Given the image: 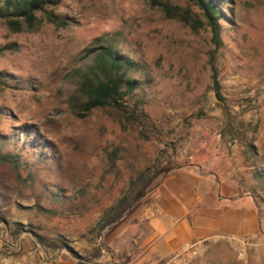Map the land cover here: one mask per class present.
<instances>
[{"label":"rangeland","instance_id":"rangeland-1","mask_svg":"<svg viewBox=\"0 0 264 264\" xmlns=\"http://www.w3.org/2000/svg\"><path fill=\"white\" fill-rule=\"evenodd\" d=\"M215 2L217 48L192 0H60L65 24L37 14L31 30L0 18V157L14 156L0 159L1 257L45 249L36 234L60 246L49 251L102 259L121 199L136 205L182 164L228 163L254 198L258 233L210 240L177 264H264V0ZM102 46L133 60L137 86L119 107L86 111L77 89Z\"/></svg>","mask_w":264,"mask_h":264},{"label":"crops","instance_id":"crops-1","mask_svg":"<svg viewBox=\"0 0 264 264\" xmlns=\"http://www.w3.org/2000/svg\"><path fill=\"white\" fill-rule=\"evenodd\" d=\"M228 163L182 164L170 169L104 234V258L78 260L64 248L14 249L8 264H162L184 245L241 239L259 230L254 198Z\"/></svg>","mask_w":264,"mask_h":264},{"label":"trees","instance_id":"trees-1","mask_svg":"<svg viewBox=\"0 0 264 264\" xmlns=\"http://www.w3.org/2000/svg\"><path fill=\"white\" fill-rule=\"evenodd\" d=\"M60 0H0V18L5 19L7 24H15L18 27L24 26L25 29L31 30L36 28L43 20L57 26H62L65 21L54 13L52 7ZM204 17L205 23L209 27L210 40L214 48L219 46V34L217 20L223 17V14L215 0H192ZM163 6H165L163 4ZM37 14H40L38 16ZM133 60L129 59L122 53L116 52L108 46H102L95 50L91 71L84 74L79 83L77 91L84 96V109L87 111L91 108L103 106L111 102L114 106H121V96L130 93L136 86V79L130 77L127 72L132 71L134 67ZM211 69V86L214 96L217 100L221 99L220 85L216 76V70L213 64ZM14 157V156H13ZM12 155L3 154L0 159L12 161ZM11 159V160H10ZM178 167V166H177ZM144 173H140L134 181H142ZM146 184V179H144ZM136 197L130 199L124 198L117 203L115 212L105 221L104 224H110L117 221L136 203ZM16 231V229L14 230ZM35 240L49 250L59 248L58 245L45 242L41 237L34 234ZM65 250L78 260H82L74 250L64 246Z\"/></svg>","mask_w":264,"mask_h":264},{"label":"built area","instance_id":"built-area-1","mask_svg":"<svg viewBox=\"0 0 264 264\" xmlns=\"http://www.w3.org/2000/svg\"><path fill=\"white\" fill-rule=\"evenodd\" d=\"M194 248H191L189 245H184L180 249L176 250L167 260L162 264H177L180 261H183L189 252H192Z\"/></svg>","mask_w":264,"mask_h":264}]
</instances>
